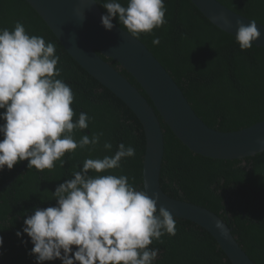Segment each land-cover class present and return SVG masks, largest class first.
Masks as SVG:
<instances>
[{
	"label": "trees",
	"instance_id": "obj_1",
	"mask_svg": "<svg viewBox=\"0 0 264 264\" xmlns=\"http://www.w3.org/2000/svg\"><path fill=\"white\" fill-rule=\"evenodd\" d=\"M220 1L264 24V0ZM98 2L106 14L101 4L104 0ZM126 2L121 0L122 4ZM165 7L167 23L138 38L172 74L197 114L211 127L225 131L263 120L264 47L253 44L241 50L235 36L212 23L191 0H165ZM17 21L30 35L43 36L46 42L55 44L60 56L58 67L62 69L59 78L75 94L74 119L80 112L90 117L88 129L77 132L76 139L103 133L92 158L113 155L119 143L134 147L136 155L123 160L122 168L113 174L128 175L137 188L143 187L146 136L135 112L69 54L27 0H0V28L12 30ZM113 21L120 25L118 18ZM155 37L160 38L159 45L153 44ZM103 57L118 67L117 61ZM121 71L141 88L125 68ZM159 117L165 138L160 176L163 190L218 213L256 264H264V151L242 159L206 157L192 151ZM104 142L113 144L111 152L103 149ZM88 156V151L78 149L74 156L66 154L63 168L57 163L54 170L40 172L29 169L23 161L12 170L0 172V254L6 261L36 264L35 256L30 255L33 244L23 233L24 220L37 207L55 206L56 201L49 200L51 192L71 178L72 170ZM174 217L176 235H165L163 243L154 241L150 245L159 249L154 264H232L209 231L189 219ZM18 231L22 233L19 237Z\"/></svg>",
	"mask_w": 264,
	"mask_h": 264
},
{
	"label": "clouds",
	"instance_id": "obj_2",
	"mask_svg": "<svg viewBox=\"0 0 264 264\" xmlns=\"http://www.w3.org/2000/svg\"><path fill=\"white\" fill-rule=\"evenodd\" d=\"M102 26L111 31L118 22L133 37L163 27L165 0H104ZM235 42L241 50L260 39L257 22L237 21ZM154 45L160 38L153 39ZM60 56L43 36L30 35L17 21L12 30L0 28V172L27 161L29 169L63 168L66 154L86 150L89 156L77 165L71 178L60 183L49 200L55 206L37 207L24 220L23 233L30 237L36 264L59 259L62 264H154L165 235L177 232L174 215L158 208L160 195H151L147 184L137 188L134 178L113 174L122 161L136 155L135 148L119 143L113 155L92 158L103 133H76L89 127L90 117L72 107L75 94L59 78ZM264 143V141H261ZM111 152L113 144L104 142ZM218 228L222 225L217 224ZM17 232V236H21ZM3 237H0V248Z\"/></svg>",
	"mask_w": 264,
	"mask_h": 264
},
{
	"label": "water",
	"instance_id": "obj_3",
	"mask_svg": "<svg viewBox=\"0 0 264 264\" xmlns=\"http://www.w3.org/2000/svg\"><path fill=\"white\" fill-rule=\"evenodd\" d=\"M42 16L69 54L91 75L121 98L140 119L146 136L143 158V183L151 195L158 192V208L189 219L209 231L232 264H256L243 249L233 229L209 208L166 193L161 185L165 138L159 114L174 134L192 151L214 159H242L264 151V119L237 130H220L208 125L194 110L172 74L137 37L122 26L108 31L101 23L105 13L98 0H27ZM216 26L235 36L237 21L254 20L220 0H191ZM256 21V20H255ZM253 44L264 47V24ZM118 62V67L103 57ZM125 68L140 84L135 85ZM151 99L143 93V91ZM159 114H158V113ZM222 225L218 228L217 224ZM0 264H11L0 254Z\"/></svg>",
	"mask_w": 264,
	"mask_h": 264
}]
</instances>
